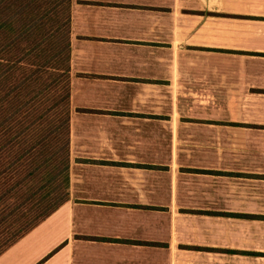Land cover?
<instances>
[{"label": "crops", "instance_id": "1", "mask_svg": "<svg viewBox=\"0 0 264 264\" xmlns=\"http://www.w3.org/2000/svg\"><path fill=\"white\" fill-rule=\"evenodd\" d=\"M69 196L0 264H264V0H66Z\"/></svg>", "mask_w": 264, "mask_h": 264}, {"label": "trees", "instance_id": "2", "mask_svg": "<svg viewBox=\"0 0 264 264\" xmlns=\"http://www.w3.org/2000/svg\"><path fill=\"white\" fill-rule=\"evenodd\" d=\"M40 2L0 0V255L69 196V43Z\"/></svg>", "mask_w": 264, "mask_h": 264}, {"label": "rangeland", "instance_id": "3", "mask_svg": "<svg viewBox=\"0 0 264 264\" xmlns=\"http://www.w3.org/2000/svg\"><path fill=\"white\" fill-rule=\"evenodd\" d=\"M39 1H41L39 4H40V7H42L41 9L43 12L45 10H47V11L49 10V12L47 13L48 15H50V14L56 15L57 14V11L55 12L54 8H51V6L49 7V5H47L43 0H39Z\"/></svg>", "mask_w": 264, "mask_h": 264}]
</instances>
